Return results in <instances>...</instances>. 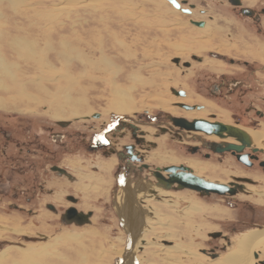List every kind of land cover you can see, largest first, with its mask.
<instances>
[{"label":"rangeland","instance_id":"rangeland-1","mask_svg":"<svg viewBox=\"0 0 264 264\" xmlns=\"http://www.w3.org/2000/svg\"><path fill=\"white\" fill-rule=\"evenodd\" d=\"M188 2L208 7L218 19L206 22L203 27L195 26L190 19H198L201 11L184 13L168 0H0V126L5 128L2 132L12 131L9 139H3V133L0 134V150H5L23 166L30 160H38L37 177L45 179V186L62 185L63 180L68 179L51 172L45 177L40 172L42 168L57 161L59 165L66 164L75 174L74 165L81 159L86 158L87 163L100 166L103 161L110 162L113 159L112 147L116 149L133 140L128 121L137 122V134L143 135L137 146L142 149L149 168L128 173V179L130 184L140 179L159 189L150 191L148 195L152 198L147 195L142 202L145 209L150 204L159 208V215L150 210L148 215L144 212L145 221L140 226L143 233H138L139 237L135 235L132 256L135 264H170L168 261L174 260L186 263L187 250L197 254L195 262L218 264L217 257L226 251L233 237L249 228L264 227V211L261 210L264 199H260L264 194L259 191L257 206L243 204L245 195L242 193H237L231 204L218 193L200 195L189 188H160L150 174L156 167L179 163L196 164L195 167H201L199 174L210 180L226 181L232 178L231 174H242V167L229 153L220 160L213 153L206 158L204 149L192 153L189 147L196 140L192 135L204 133L180 134L173 128L175 125L168 115H184L190 119L192 109L178 106L175 101L204 103V115L208 116V112L213 111L220 119L242 125L241 96L233 94L229 97L231 102L219 96L213 100L207 95L208 87L198 80L208 75L213 80L212 72L199 68L197 72L200 73H197L196 67L204 65L209 51L215 49L226 56L242 55V51L249 49L245 45L246 48L238 51L247 36L254 37L261 44L262 41L258 38L260 35L256 37L258 34L252 26L245 29L248 32L244 31L242 17L233 14L227 5H218L216 0ZM228 31L234 36L233 43L227 40ZM194 53L203 56L204 62L195 63L191 68L177 66L171 59L178 56L182 60H192ZM216 61L218 71L225 75H237L242 69L233 68L224 60ZM138 75L137 80L135 77ZM224 78L223 83L227 85L231 78ZM171 87L177 90L184 87L188 93L176 95ZM121 94L126 95L125 104L133 107L132 112L116 113L108 109L120 104ZM73 110H92V115L99 113L100 117L89 114L91 116L82 123L73 121L71 118L89 116H69ZM122 115L125 120H119ZM57 120H72V124L61 128L56 124ZM109 121L114 125L108 124ZM92 124H96L95 129L103 124L101 134L108 141L100 143H109L104 157L100 155L103 154L101 149L90 147L93 138L88 137V127ZM43 125L62 131L70 128L78 131L79 137H74L77 145L71 144L70 151L62 150L60 141H52ZM42 132L45 135L43 139L39 137L40 142L35 135ZM24 135L27 138L22 137ZM46 135L51 139L48 145L45 143ZM39 143L43 148L49 146V151L40 149L37 154H32L27 150L40 146ZM46 152L48 163L44 161L47 157L43 158ZM114 162L115 158L111 169ZM22 174L8 172L13 188L30 186L29 179L24 181L26 175ZM256 176L261 177L259 182L264 188V175ZM108 179L112 184L111 174L109 177L104 174L100 189H94V181L91 187H76L72 183L74 181H69V192L82 191L81 195H86L82 196V204H77L78 208L83 211L93 209L90 222L84 224L60 222L59 212L53 214L43 205L29 202L26 195L15 199L0 193V252L3 251L1 254L4 256L0 258V264H20L25 251L33 247L40 250L47 241L52 243L45 249L48 254L26 255L24 261H37V264H117V256L121 254L116 253L124 246V236L118 231L113 212L106 203ZM138 184L145 188L139 190L149 193L147 183ZM138 186L132 187L137 191ZM159 191H166L171 199L161 200L156 195ZM95 192H99L98 196L101 194L100 201ZM252 194L248 198H257ZM60 196L59 193L56 197L62 199ZM85 197H89L90 202L85 201ZM148 197L151 201H147ZM256 223L263 225H252ZM220 230L229 240L214 237V244L224 242L225 247L216 246L214 251L218 255L212 257L202 248L210 245L209 232ZM160 244H166V250L160 248ZM169 244H178L184 250L172 252L169 248L173 245L170 247ZM263 248L255 251L259 258L255 257L253 264L264 257Z\"/></svg>","mask_w":264,"mask_h":264},{"label":"flooded vegetation","instance_id":"flooded-vegetation-1","mask_svg":"<svg viewBox=\"0 0 264 264\" xmlns=\"http://www.w3.org/2000/svg\"><path fill=\"white\" fill-rule=\"evenodd\" d=\"M180 3V7L186 8L189 10V12H184V13H188L191 14L192 11L194 10L195 13H197V10L201 11L200 12V16L198 17V19H192L194 21H203V25L198 27H203L205 25L206 22H214L216 21L218 18L213 15L212 13H210V9L208 7H204V6H198L196 3L193 2H188V0H177ZM218 5H227L229 9H231V11L233 12V14L242 17V24L244 25V31H246L245 29L249 27H253L254 31L258 34L256 37H258L259 35V39L262 41H256L254 39V37L252 36H247V38H244L242 40V45L239 48L238 51H240L242 48H246L245 45L248 46L249 49H245L244 51H242V55H233L232 56H226L223 53L218 52L217 49L209 51V55H208V59H205V64L204 65H200L196 67V72L197 70L200 68V70H202L203 68L207 69L209 72L211 71L212 76L214 77V79L212 80L209 75L208 77H205L203 79H198L199 81H201L203 83L204 86H207V91L210 98L216 99L215 97H221L222 99H224L225 101L231 102L232 99L229 98L230 96H232L233 94H236L237 97H240V102L242 103V126L243 128L246 129H253V130H257V131H261L264 133V55H259L257 53H264V0H239L238 4H234L232 3L230 0H216ZM207 5H209L207 3ZM181 11V10H180ZM183 12V11H182ZM207 16V17H204ZM205 18V19H203ZM229 21V20H226ZM193 24V23H192ZM195 26H197L196 24H194ZM228 35H227V40L229 41V43H233L235 40L234 36L232 37V33L230 31H228ZM248 32V31H246ZM244 32H242L243 34ZM257 54V55H254ZM175 57V56H173ZM171 57V59L173 58ZM191 59L192 60H182L181 58H179L178 63L174 62L175 65L177 66H184L185 68H191L194 67L195 63H203L204 62V57L197 55V54H192L191 55ZM216 60H224L225 64L230 65L231 67L235 68V66L242 68L237 75H225L224 73H221L218 71V64ZM184 62H188V65H184ZM216 62V64H215ZM200 73V72H197ZM210 74V73H209ZM224 76L228 77L229 79L231 78V81H229L226 84L223 83L224 81ZM219 79V80H216ZM205 80V81H203ZM228 80V79H227ZM175 88V87H173ZM177 89V88H176ZM178 89H183L186 93H188V91L186 90V88H178ZM224 92V93H223ZM184 95V96H185ZM222 95V96H220ZM176 102H182L185 103L184 101H175ZM191 104H195V105H199V108H194L192 110H195L196 112H202V110H204L205 105L204 103H191ZM132 112V111H130ZM92 115V114H91ZM91 115L89 116H85V117H74L71 118L73 121H86L85 119L89 118ZM93 117H100L99 113H95L92 115ZM176 116H183L184 115H176ZM198 117H202V118H206L208 120H217V121H222V122H226V123H231L234 125H238L235 124L233 122L230 121H226L223 119L218 118L217 114L213 111L208 112V116H201V115H196V116H191L189 117L190 119L192 118H198ZM128 118V117H127ZM236 119V117H235ZM72 120H57L56 124L59 125L61 128H65L68 124H72ZM119 120H125L124 116L122 115V117L120 116ZM170 120V119H169ZM112 121H109L108 124L110 125H114ZM82 123V122H81ZM137 122H134V120H129L128 121V125L129 127L132 128L131 130V134L133 137L132 141L129 142H125L122 143L120 147L118 148H111L113 149L112 154H113V158H115V163L111 169L112 173H111V179H112V184L110 186L109 189V193H107V198L108 201L106 202L110 209L113 212L114 218H115V225L117 226V229L120 233L123 234L124 236V244L125 245V241L127 238V229L125 228L126 226V222L124 221V224L122 223L123 218L125 217V213L127 212V208H124L122 206V204L119 203L120 198L124 197V194L126 191H130V187L133 186V183L130 184L129 179H128V173H132L134 171H141L142 169H147L149 168L148 163L145 162L144 160V156L142 153V149H140L137 146V142H139L141 140V138H143L142 134H137ZM95 125L96 124H92L88 127V131L90 133H88V137L90 135L91 138H93L92 141V145H90L91 149H101V151H103V154L100 153V155H107V147L109 146L108 142L107 144H101V142L105 143L106 141H108V139H105L103 137V135L101 134L102 128H103V124L99 126V129H95ZM107 125V123H106ZM102 126V127H101ZM166 126V125H165ZM163 126V127H165ZM238 126V127H239ZM111 127V126H110ZM43 128L45 131H47V133H50L51 137L53 138L52 141H60V146L62 148V150L64 151H70V145H77V142L75 141V138H78L79 133H77L78 131L76 130H64L62 131L59 128H52L51 126H44ZM113 128V127H112ZM173 128L176 129V131L180 134H184V135H188L189 133L187 132H192L193 130L189 131L186 129H183L181 127L178 126H174ZM242 128V129H243ZM5 130L4 127L0 126V134L3 133L2 136L3 139H9L11 137V132L9 130L6 132H2V130ZM112 130V129H111ZM244 130V129H243ZM29 131V130H28ZM245 131V130H244ZM30 132V131H29ZM27 132V133H29ZM82 132H85V129L82 130ZM81 132V133H82ZM95 133L94 135H92L93 133ZM196 132V131H194ZM201 132V131H199ZM26 133V132H25ZM46 133V134H47ZM92 133V134H91ZM106 134H108V132H105ZM247 133V132H246ZM104 134V136L106 135ZM248 134V133H247ZM45 133H37L35 135L36 138H38L41 141V139L39 137H42V139L44 138ZM98 137H95V136ZM47 136V135H46ZM122 136V135H121ZM191 136V135H188ZM195 137V143L193 145H191L190 151L192 153L197 152L201 149H204V156L206 158H210L212 153L216 154L217 159H222L225 157L224 154L229 153L234 161H236L241 167H242V174L240 173V175H234L231 174V176H236V177H240V180H236V179H229L226 181H219V182H224V183H228L229 181H235L238 184H242V190L236 191L234 194H229V193H224L221 194L223 196H225V200L227 202H230L231 204H233V198L235 197V195L237 193H242V195H245V198L242 199V203L245 205H249V206H257V199H259L260 197L258 196V191L263 195L264 191H260V189H264L263 187H261V182H259L260 177L256 176L258 174H262L264 175V137L263 140L261 142L260 145H257L255 143H252L251 138L249 136V142L247 141H236L234 138L232 137H226V138H220L217 137V139H211L208 138L209 135H192ZM27 138L26 135L22 136ZM69 137V138H68ZM85 139V136H83ZM87 137V138H88ZM47 141L45 142L46 145H48L49 143H51V139H49V137L47 136ZM235 143V144H239L241 145V149L238 151L236 149H225V146L227 143ZM40 146L38 147H34L33 150L31 148H28L27 150L31 151L32 154H37V151L40 149L43 150H48L50 149L49 146L43 148V146L41 145L42 143H39ZM82 144V143H81ZM106 145V146H104ZM2 145H0L1 148ZM19 148H22V145L19 146ZM87 151V150H86ZM47 153H45V156L43 158L46 159L47 157ZM236 154H240L242 155V160L237 158ZM95 155V157H98L97 154H93V156ZM104 157V156H103ZM110 158V157H109ZM103 158H101L102 160ZM44 161H49L48 157L46 160ZM97 161V160H96ZM179 164H185V163H179ZM187 165V164H185ZM188 166L191 168V166L188 164ZM38 167V160L37 161H31L30 163H27L23 166L22 163L17 162V160H14L12 157L8 156L5 150H0V193H5L7 195H10V197H14L16 199V197L18 196H24L26 195L28 198V201L36 204L37 206H44V208L46 209H50V211H52L53 214L58 213V220L60 222H65L66 220H71L70 223L74 224L75 218L73 220L72 215L73 212L78 213V212H83V213H88L89 212V217L88 219L91 220L92 216H93V209H87L85 211L81 210L78 208L79 203L82 204V196H86V195H81L82 191H73V192H69L67 187L68 185H70L69 181H74L72 182L73 185L75 186L76 183H78L79 181H82L84 184H88V178L87 176H89L90 174H94L96 175L97 173L100 172L101 167L100 164H93V162L91 163H87L86 158L85 159H81V162L78 163L75 167V171L76 173L73 174L70 171V168L66 165V164H62L59 165L57 163V161L55 162H51L48 164V166H46L45 168H42V170L40 171L41 173H44L45 177L51 172L54 173L57 176H62V178H66L68 180H63L62 185H56V186H51V187H46L44 184V180L42 177L40 178L39 176L37 177V173H36V168ZM192 169V168H191ZM98 170V171H97ZM121 170L123 172H121ZM156 170V168H154L152 170V172L150 171V174L153 175V172ZM14 172V173H23L22 175H26L24 181H27V179H29V183L30 186L28 187L27 185H23L21 186L19 189L17 188H13L12 183H10L9 178L7 177L8 172ZM78 171V172H77ZM160 171L163 173L164 171H162L160 169ZM193 171V169H192ZM83 172V173H82ZM92 172V173H91ZM79 173V174H78ZM193 173H195L193 171ZM81 174V175H80ZM164 175H166V173H163ZM199 176H202L198 173H195ZM78 175V176H77ZM109 177V175H108ZM154 177V175H153ZM205 178V176H202ZM87 179V180H86ZM207 179V178H206ZM228 181V182H227ZM87 182V183H86ZM142 182V183H147V189L149 190V193H145L144 191H141L138 189V192L136 194V198L137 199V204H139V206L141 205V208L143 207V201H144V197L146 198V195L150 194V191H157L158 188H153L151 187V184H149L148 182H143L140 179L136 180V184ZM157 179L155 178V185H159L157 183ZM134 183V185H135ZM92 184V181L91 183ZM154 184V183H153ZM247 186H254L257 190V192H253L252 190H248ZM58 187V188H57ZM160 188H162L163 186L159 185ZM176 188V187H175ZM155 189V190H154ZM198 192V191H197ZM60 193V195L62 196V199L57 198L56 196ZM152 193V192H151ZM200 195H208L211 193H200L198 192ZM214 193V192H212ZM253 193L254 195L257 196V198L253 197V199L248 198L250 197V194ZM18 194V195H17ZM103 194V193H102ZM252 194V195H253ZM104 195V194H103ZM60 196V197H61ZM98 196V195H97ZM259 197V198H258ZM102 196H98L99 201L101 200ZM119 198V199H118ZM140 198V199H139ZM89 197L84 198L85 201H88ZM260 199H264V198H260ZM139 200V201H138ZM135 202V200H134ZM86 203V202H85ZM255 203V204H253ZM88 206V205H87ZM121 208L123 210H121ZM145 209V208H144ZM262 211H264V208L261 209ZM72 211V212H71ZM148 208L146 210V214L148 215ZM144 210L142 211L143 214ZM145 218H143V221ZM35 221H38L36 218L34 219ZM50 220V219H48ZM142 221V223H144ZM254 226H261L263 224H252ZM120 229H119V228ZM139 231H137V234L139 233L140 235H142L143 233V228L142 231H140V226H139ZM222 231V230H220ZM236 231V229H235ZM129 233V232H128ZM139 234L137 235V237H139ZM226 233L222 231L220 236L217 237H222L223 239L227 240L228 237L226 238L225 236ZM130 233H129V237H130ZM211 237V236H210ZM209 237V243L210 245L207 248H202L203 252L206 253H218L216 251H214L216 248V246H220L221 248L224 246V242L221 244H214L213 243V239L214 237ZM131 238V245H130V249L132 248V243L134 246V242H135V236L132 239ZM229 240V239H228ZM127 244H128V240H127ZM124 247V246H123ZM132 251L134 252V248H132ZM122 256V255H121ZM117 256V261H121L122 257ZM134 256V253H133ZM120 259V260H119ZM115 264V263H114ZM118 264V263H117Z\"/></svg>","mask_w":264,"mask_h":264},{"label":"bare ground","instance_id":"bare-ground-1","mask_svg":"<svg viewBox=\"0 0 264 264\" xmlns=\"http://www.w3.org/2000/svg\"><path fill=\"white\" fill-rule=\"evenodd\" d=\"M178 9V8H177ZM204 45H206V43H204ZM208 45V44H207ZM200 48H203L204 46L203 45H199ZM9 74V73H8ZM133 76H132V80H133ZM137 80L139 79V75L137 77ZM137 82V81H136ZM121 92V91H120ZM124 93V92H123ZM118 94V93H117ZM116 95V94H115ZM120 95V94H119ZM126 95L124 94H121V96L119 97V103L120 104H117L115 105V107L113 108L112 106H110L108 109L111 110L113 109L116 113H123L125 111H132L131 109H133V107H130L129 105H126L125 104V97ZM31 100V99H30ZM118 100V99H117ZM127 100V99H126ZM1 102V101H0ZM117 102V101H116ZM127 103V102H126ZM133 105V104H132ZM2 106V105H1ZM5 106V105H4ZM8 107V106H7ZM116 109V110H115ZM137 108H135L134 110H136ZM206 107L204 108V110H202V112H196L195 110H192V114H190L189 116H196V115H201V116H205L204 115V111H205ZM209 109V108H208ZM190 111V110H189ZM194 111V112H193ZM70 112V111H69ZM92 110H89V112H82V111H76V110H73L69 113V116H81V115H89L91 114ZM54 115H56V117H58V113H55ZM187 115V114H186ZM173 116V115H172ZM71 118V117H70ZM239 126V125H237ZM241 128H243L242 126H239ZM250 136L251 138V141L252 143H255L257 145H260L262 140H263V137H264V134L263 132L261 131H257V130H253V129H246V128H243ZM208 138H211V139H217L215 135H209ZM113 160L114 158L112 159V161L108 162H104L102 163V165L100 166L101 167V170L99 173H97L96 175L94 174H90L89 176H87L88 178V186H93V183H91V181H94V189L98 188L100 189L101 186L103 185V182L104 180V174H107V176L111 174V163H113ZM115 163V162H114ZM189 165H193L192 166V169L194 172L198 173L200 172V168L201 167H195L196 164H190L188 163ZM187 164V165H188ZM204 167H202L203 169ZM75 169V168H74ZM98 171V170H97ZM78 172V171H77ZM83 173V172H82ZM79 174V173H78ZM81 175V174H80ZM78 176V175H77ZM261 178V177H260ZM212 179V178H211ZM87 180V179H86ZM210 180V179H209ZM263 180V179H262ZM212 181H217L219 182V180H216V179H213ZM113 182V181H112ZM87 183V182H86ZM224 183V182H222ZM105 184V183H104ZM86 186V184H84L82 181H79L78 183L75 184L76 187H80V186ZM107 193H109V189H110V186H111V180H107ZM134 185V184H133ZM139 184L135 183L134 186H138ZM248 190H252V191H257L258 189H256L254 186H247ZM58 188V187H57ZM138 189H145L143 186L139 185L138 186ZM138 189L137 191L132 187H130V191H126L125 194H124V197L123 198H120V201L119 203L122 204V206L124 208H127V212L125 213V217L123 218L122 220V223L124 224V221L126 222V226L125 228L127 229V231L130 233V235L132 236V239L133 237L137 234V231H139V226L142 225V221H143V218L145 216V213L147 209H144V208H141L142 206L139 204H137V199L136 198V194L138 192ZM159 190V189H158ZM260 191H263V189H260ZM157 193V192H156ZM97 194L99 195V192H95L94 195L97 196ZM101 195V194H100ZM157 196H160L161 197V200H166V201H169L171 198L169 193H167L166 191H159L157 194ZM167 195H169L167 197ZM147 196V195H146ZM149 196V195H148ZM166 196V197H164ZM151 197V196H149ZM147 199V201H151L150 199L152 198H149ZM145 198V197H144ZM119 199V198H118ZM140 199V198H139ZM135 200V202H134ZM193 200V199H192ZM190 201V202H193V201ZM139 201V200H138ZM150 203V202H149ZM168 202H166L167 204ZM164 204V203H163ZM170 204V203H169ZM189 204V203H188ZM191 204V203H190ZM147 205V204H146ZM171 205V204H170ZM187 205V204H186ZM157 206V205H156ZM144 207V206H143ZM165 207V205H164ZM192 207V206H191ZM148 210H150L153 214H158V209L156 207H154L152 204H150L149 206H147ZM195 208V207H194ZM121 210H123L121 208ZM144 210L143 214H142V211ZM149 213V211H148ZM161 214V212H160ZM147 215V214H146ZM159 215V214H158ZM162 217V216H161ZM163 218V217H162ZM165 218V217H164ZM167 219V218H165ZM164 220V219H162ZM171 220V219H169ZM165 221V220H164ZM144 222V221H143ZM166 222V221H165ZM175 224V223H174ZM154 226V225H153ZM189 226V225H188ZM152 227V226H151ZM171 227V225H170ZM169 227V228H170ZM173 228V226H172ZM151 231V230H150ZM174 231V230H173ZM152 232V231H151ZM146 233V232H145ZM144 233V235H145ZM57 238V236H56ZM129 240V243L127 245V251L125 250V253L124 255H122L123 253V248H119L118 249V252L116 254H121L122 255V258H121V261L120 263L121 264H135L134 263V258L132 257L133 256V251H132V248L130 249V245H131V240ZM263 241H264V227H255V228H249L247 230H245L244 232H240L238 235H236L235 237H233V240L232 242L230 243L229 247L226 249L225 252L221 253L217 259H216V262L218 264H253L254 263V260H255V254H258L257 252H255L256 250L258 251L259 249L262 250L263 248ZM50 242L47 241L43 244V246L41 247L40 250H35V248H30L28 249L27 251H25L23 253V259L22 261L20 262V264H37V261L36 262H31V263H27L24 261V258L26 257V255L30 256V255H34V254H48V251L45 250L47 249L46 247H51L52 246V243L49 244ZM175 244V243H174ZM174 244H169L168 246H172L171 248H169L170 251H177V252H183L182 250V246H178ZM160 248L162 249H165L166 250V244L162 245H158ZM260 246V248H258ZM159 249V248H158ZM264 249V248H263ZM3 252V251H2ZM0 252V258L1 257H4ZM54 252V251H53ZM186 252V263H179V262H176L175 260L173 262L171 261H168L170 264H202L201 262H195V256H197L196 253L190 251V250H187L185 251ZM34 253V254H33ZM18 254V253H17ZM22 254V252H21ZM19 255V254H18ZM254 255V256H253ZM21 256V255H19ZM177 257V256H176ZM259 257H257L258 259ZM21 259V258H20ZM193 259V260H191ZM19 260V259H18ZM134 260V261H133ZM166 260V258H165ZM197 261V260H196ZM13 262V261H12ZM190 262V263H189ZM41 264V263H39ZM46 264V263H45Z\"/></svg>","mask_w":264,"mask_h":264},{"label":"water","instance_id":"water-1","mask_svg":"<svg viewBox=\"0 0 264 264\" xmlns=\"http://www.w3.org/2000/svg\"><path fill=\"white\" fill-rule=\"evenodd\" d=\"M175 8H178L179 10L183 12H189L188 9L180 7V3L177 0H168ZM234 4H238L239 0H230ZM190 22L193 24H196L197 26L203 25V21H194L190 19ZM180 57L175 56L172 58V61L178 63ZM184 65H188V62H184ZM171 90L176 95L184 96L185 92L183 89H175L171 87ZM178 106H181L185 109H194L199 108V105L195 104H187L182 102H176ZM170 121L173 125L181 127L186 130H193V131H201L206 135H215L220 138H226V137H232L236 141H239L242 143V141L249 142V136L241 127H238L231 123H226L222 121L217 120H208L206 118L198 117V118H192L188 119L183 116H172L168 115ZM241 145L235 144V143H227L225 146V149H236L240 150ZM237 158L242 160V155L236 154ZM164 171L166 175H164L161 171ZM154 177L157 179V183L163 187L169 188V187H176V188H189L196 190L200 193H218V194H234L236 191L242 190V184H238L235 181H229L228 183H222L217 181H212L209 179H206L202 176H199L195 173H193L192 169L185 164H167L162 167H156V170L153 172ZM232 179L240 180V177H236L232 175ZM242 180V179H241ZM72 212V211H71ZM88 213L73 212L72 218L75 221L76 224H84L89 223L90 220L88 219ZM65 222H71V220H66ZM209 235L212 237H217L221 235V231H212L209 232ZM131 237V236H130ZM129 237V233L127 231V238L125 241L124 249L122 255H124L125 250L127 251V240L131 238ZM134 242V239H133ZM129 243V240H128ZM229 243V242H228ZM127 248V249H126ZM132 248H134L132 243ZM224 249V247H222ZM134 253V252H133ZM212 257H215L218 255V253H209ZM257 257V254H255ZM120 260V259H119ZM119 263V261H118ZM264 264V257L262 259H259L256 264Z\"/></svg>","mask_w":264,"mask_h":264},{"label":"built area","instance_id":"built-area-1","mask_svg":"<svg viewBox=\"0 0 264 264\" xmlns=\"http://www.w3.org/2000/svg\"><path fill=\"white\" fill-rule=\"evenodd\" d=\"M223 247H225V246H223Z\"/></svg>","mask_w":264,"mask_h":264}]
</instances>
